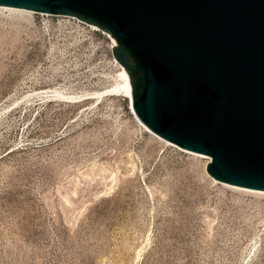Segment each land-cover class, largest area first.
Here are the masks:
<instances>
[{
  "label": "rangeland",
  "instance_id": "obj_1",
  "mask_svg": "<svg viewBox=\"0 0 264 264\" xmlns=\"http://www.w3.org/2000/svg\"><path fill=\"white\" fill-rule=\"evenodd\" d=\"M113 48L77 19L0 12V264H264V196L95 95L123 83Z\"/></svg>",
  "mask_w": 264,
  "mask_h": 264
},
{
  "label": "water",
  "instance_id": "obj_2",
  "mask_svg": "<svg viewBox=\"0 0 264 264\" xmlns=\"http://www.w3.org/2000/svg\"><path fill=\"white\" fill-rule=\"evenodd\" d=\"M116 42L137 118L209 158L210 179L264 192V0H0Z\"/></svg>",
  "mask_w": 264,
  "mask_h": 264
},
{
  "label": "bare ground",
  "instance_id": "obj_3",
  "mask_svg": "<svg viewBox=\"0 0 264 264\" xmlns=\"http://www.w3.org/2000/svg\"><path fill=\"white\" fill-rule=\"evenodd\" d=\"M3 12V11H6V12H10V13H19V14H29V15H32V14H35L31 11H26V10H19V9H12V8H6V7H0V12ZM93 30L95 31H98V32H102L100 31L99 28L95 27V26H92ZM104 33V32H102ZM110 36V35H109ZM111 37V36H110ZM113 43H114V47L117 46L116 42L113 40ZM119 64V63H118ZM121 66V65H120ZM121 71H122V84H119L117 87L111 89V90H108V91H105L103 93H99V94H95V95H98V97H102L103 95H106V93L108 94H111L112 93H117L121 96H123L124 98H127L128 100H130V106H131V111H132V114L135 116L134 118L136 119L137 123L142 127V129H144V131L146 133H148L149 135L153 136L154 138H156L157 140H159V142H162L164 145L166 146H170V147H175L174 145L162 140L161 138H159L158 136H156L155 134H153L138 118L137 116L135 115V112L133 110V107L131 105V102H132V84H131V81H130V78L125 70L124 67L121 66ZM59 94V93H58ZM63 96V95H62ZM68 99V98H67ZM71 99V98H70ZM177 148V147H175ZM178 149V148H177ZM181 150V149H179ZM182 152H185L189 155H192V156H195V157H199V158H203V159H206L208 162L207 164L209 163V158L207 157H204L202 155H197V154H193V153H189V152H186V151H183L181 150ZM214 183L216 184H219V185H222L224 187H227L229 189H232L234 191H239V192H243V193H249V194H252V195H258V196H264V192H259V191H252V190H246V189H241V188H238V187H233V186H230V185H227V184H223V183H219L213 179H211Z\"/></svg>",
  "mask_w": 264,
  "mask_h": 264
}]
</instances>
